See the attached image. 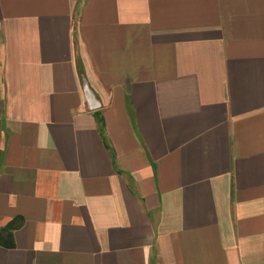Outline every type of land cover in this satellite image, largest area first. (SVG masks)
<instances>
[{
	"label": "crops",
	"instance_id": "1",
	"mask_svg": "<svg viewBox=\"0 0 264 264\" xmlns=\"http://www.w3.org/2000/svg\"><path fill=\"white\" fill-rule=\"evenodd\" d=\"M0 264H264V0H0Z\"/></svg>",
	"mask_w": 264,
	"mask_h": 264
}]
</instances>
